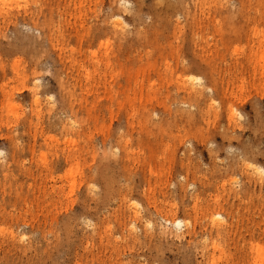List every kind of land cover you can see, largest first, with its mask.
<instances>
[{
	"label": "rangeland",
	"instance_id": "rangeland-1",
	"mask_svg": "<svg viewBox=\"0 0 264 264\" xmlns=\"http://www.w3.org/2000/svg\"><path fill=\"white\" fill-rule=\"evenodd\" d=\"M0 264H264V0H0Z\"/></svg>",
	"mask_w": 264,
	"mask_h": 264
},
{
	"label": "bare ground",
	"instance_id": "bare-ground-1",
	"mask_svg": "<svg viewBox=\"0 0 264 264\" xmlns=\"http://www.w3.org/2000/svg\"><path fill=\"white\" fill-rule=\"evenodd\" d=\"M180 79V78H179ZM182 81V80H181ZM201 89V88H200ZM200 89L198 90H196L194 93L192 92V94H194V95H197L196 97H198V96H200L201 94H200ZM202 90V89H201ZM190 93V92H189ZM191 93L189 94V95H192ZM193 95V96H194ZM190 97V96H189ZM229 111H230V109H229ZM229 113V112H228ZM232 113L233 112H231L230 114L232 115ZM228 115V114H227ZM230 116V115H229ZM138 213V212H137ZM218 216V215H217ZM168 222H169V224L171 223V221H169V220H167L166 221V223L168 224ZM132 224V223H131ZM173 226H175V228H177V229H180L181 227H182V225H183V223L180 221V220H178V221H173L172 223H171ZM218 235V234H217ZM260 249V248H259Z\"/></svg>",
	"mask_w": 264,
	"mask_h": 264
}]
</instances>
